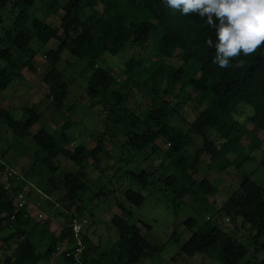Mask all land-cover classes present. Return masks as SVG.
<instances>
[{"label": "trees", "instance_id": "1", "mask_svg": "<svg viewBox=\"0 0 264 264\" xmlns=\"http://www.w3.org/2000/svg\"><path fill=\"white\" fill-rule=\"evenodd\" d=\"M36 1L0 0V9L12 5L10 11L14 15L17 13L9 34L2 39L9 46L0 45V63L5 62V65L0 64V92L7 90L17 78L10 71V66L18 68L19 75L23 74V68L13 63L14 50L26 53L35 41L41 46H46L52 40L58 41L57 49L45 55L48 67L44 71L43 82L49 90L48 99H52L58 108L66 103L69 87L63 82V73L58 65L63 52L69 50L73 57L87 61L86 68L90 71L87 97L91 107L100 103L108 107L102 130L105 138L118 145L117 137L121 136L124 139L121 147H125L132 157L145 153L147 157L158 154L161 151L159 141L169 145L166 156L176 157L172 162L175 171L161 178V182L166 188L165 194L170 191V195H173L172 203L175 206L183 204L184 198L189 195L199 199L202 195L218 193L217 184L206 179L197 182L194 175L204 153L211 155L212 162H216L226 157L233 148L242 151L238 139L244 126L238 120L241 108H250L252 116L249 120L255 124L258 132L264 131V47L253 55L239 57L244 61L242 66H236L237 60H232L228 68H220L212 62L215 49L206 44L208 39L213 42L216 39L215 30L207 25L206 18L197 14L182 15L167 7L163 0H67L62 7L63 16L58 27L52 26L47 19L30 16L29 10ZM100 6H103L101 10ZM57 9L58 6H54L55 13ZM152 38H155L158 60L144 62L140 56L130 58L119 73L124 77L122 82L118 81L113 69L99 66V61L105 55L118 56L129 48L144 47ZM176 52L180 53L183 64L178 68H166L163 61L172 59ZM29 57L23 65L27 66L29 72L36 73L38 68L34 61L38 56L32 52ZM165 80L174 88L179 87V92L169 100L165 96L171 95L173 90L161 88ZM138 85L141 91L146 90L147 97L154 95L150 99L151 110L147 113L137 112L139 107H128ZM191 106L198 114L188 120L187 108ZM22 109L25 115L22 121L16 120L10 111L0 110V121L12 131L16 140L28 137L30 130L41 119L34 106H24ZM180 120L188 122L190 130L202 140V148L191 156L185 155L187 134L177 127ZM69 128L70 123L64 125L59 138L45 129H40L33 136L39 148L37 160L40 166L48 169V177L39 190L32 186L31 190L24 191L22 185L29 182L27 179L22 180L19 186L8 189L5 183L0 182L1 221L6 227L14 229L8 238L1 239L6 244L15 241L17 245L13 256H7L4 261L0 259V264H39L45 257L55 254L59 244H73L70 226L75 217L81 220L85 218L86 201L92 205L113 192L105 186L89 196L91 180L84 168L91 165L105 174L106 169L100 158L104 148L101 141L93 149L84 145L72 148V139L66 133ZM211 131L223 139L220 146L211 139ZM257 144L262 145L259 141ZM59 157H65L79 166L78 173L66 171L62 180H56L58 168L55 160ZM260 165L264 168V157ZM228 166L227 162L221 171ZM5 170V165L0 163V173ZM130 177L143 189L154 184L151 179L153 172L148 169L132 171ZM14 182L11 181V184L14 185ZM37 190L45 197L44 202L55 211L61 207V212L57 213L65 218V226L59 236L47 229L49 223L41 225L34 221L26 206L19 209L15 205L16 192H27L26 196L31 198ZM124 196L138 208L146 201V197L134 189H129ZM119 207L124 215H115L111 220V227L118 234L112 251L101 260L91 257L101 246L94 245L83 231L85 249L79 261L74 257L76 248L64 249L61 255L66 264H138L164 249L165 245H153L143 235L141 228L130 222L126 216L131 217V214L125 205ZM224 208L229 216L240 218L254 230L253 240L257 245L264 237V185L245 177L238 190L224 203ZM93 217L94 213L91 212L90 218ZM213 222L208 220L199 227L181 251L188 257L200 254L222 264H240L250 253L248 247L234 233L226 232L217 222L215 225ZM141 223L150 229L149 225ZM185 225L192 230L197 227V221L191 218ZM5 226L0 223V231ZM39 244H43L45 250H41ZM67 253L71 256L67 257ZM112 257L116 259L115 263Z\"/></svg>", "mask_w": 264, "mask_h": 264}, {"label": "rangeland", "instance_id": "2", "mask_svg": "<svg viewBox=\"0 0 264 264\" xmlns=\"http://www.w3.org/2000/svg\"><path fill=\"white\" fill-rule=\"evenodd\" d=\"M66 2L67 0H38L29 10L30 16L41 20L47 19L52 26L58 27L63 16L62 7ZM54 6H58L56 13L53 10ZM11 8L12 5H8L7 8L0 9V45L2 46H9L3 41V38L9 34V28H11L17 14L14 15L10 11ZM102 8L103 6H100L99 10ZM154 39L152 38L144 47L129 48L118 56L107 54L99 61V66L103 69H113L118 81L122 82L124 77L119 73L124 70L125 63L130 58L140 56L144 62H156L158 60ZM58 45L59 42L55 40H52L46 46H41L35 41L26 53H19L14 50L13 63L23 68V74L19 75V69H13L10 66V71L12 70L11 72L17 78L7 90L0 92V110L10 111L16 120L22 121L25 119L22 109L24 106H34L41 116L40 121L30 130L29 136L19 140H16L12 131L8 130L0 121V163L5 165L6 170L11 169L18 176L29 181L30 185H22L25 188L24 191L31 190L32 186L39 190L40 185L48 177V169L40 166L37 160L36 155L39 148L34 143L33 136L40 129H45L56 138H59L63 132V126L70 123V128L66 130V133L72 139V148L84 145L88 149H93L99 141L102 142L101 145L104 148L100 158L102 166L106 169L105 174L97 171L91 165L84 168L91 180V193L89 196H93L94 193L105 186L113 190L110 196L102 197V200L95 201L92 205H88L86 201L84 207V219L88 222V226H85L83 231L89 235L94 245L101 246L97 253L90 255L91 257L101 260L112 251L111 249L117 243L118 234L111 227V220L115 215H124L119 207L123 204L131 214V217H126L131 223H135L141 228L143 235L153 245H165L163 250L153 253L151 257L142 259L138 264H222L213 258L200 254L188 257L181 251L182 246L192 234L199 227L205 225L208 220L217 222L226 232L234 233L248 247L250 253L240 264H264V237L255 245L253 240L254 230L249 225H245L240 218L229 216L224 208V203L238 190L239 184L245 177H249L258 185H264V168L260 165L264 157V131L258 132L255 129V124L249 120L252 116V110L243 107L239 113L238 120L244 124L242 133L238 134L239 146L242 148L241 152L238 148H233L226 157H222L216 162H212L211 155L208 153H204L200 159L194 179L197 182L206 179L217 184L219 187L218 193L210 196L202 195L199 199L189 195L184 198L183 204L175 206L172 203L173 195H170V191L165 194L166 188L161 182V178L175 171L172 162L176 157L166 156L169 145L159 141L161 151L158 154L148 155L149 157H147V153H145L132 157L125 147H121V144L124 143L121 136L117 137L118 145L111 143L103 136V124L107 116L105 111L108 110V107L101 103L94 108L91 107L90 99L87 97L90 71L86 68V60L73 57L69 50H65L58 68L63 73V82L68 84L69 87L66 103L58 108L52 99L47 98L49 90L43 82L44 71L48 67L45 55L50 50L57 49ZM32 52H36L38 56L34 61L38 68L36 73L29 72L27 66L23 65L25 59L28 60ZM163 62L166 68H178L183 64V59L180 53L176 52L172 59H166ZM0 64L5 65V62L3 61ZM128 84L131 86V82ZM138 86L134 89V96L130 97L128 107L135 109L139 107L137 112L147 113L151 110L152 100L150 99L154 95L147 97L146 90L141 91V86ZM161 88H172L173 93L165 96L167 100L174 98L179 92V87L174 88L166 80ZM187 109L186 119L192 120L198 112L194 111L192 106ZM176 125L187 134L186 156H191L202 148V140L190 130L188 122L180 120ZM210 137L217 146H220L223 142V139L215 131L210 132ZM257 141L262 145L258 146ZM4 151H7V153L4 154ZM227 162L229 166L225 171H221V168ZM55 164L58 168L55 175L56 180H62L66 171L73 174H77L79 171V166L65 157L56 159ZM140 169H148L153 172L151 179L154 180V184L148 189H143L138 182L130 177L132 171L138 172ZM6 170L0 173V182L6 183ZM26 174H28V177ZM19 183L15 181L13 185L10 181L12 188L19 186ZM129 189L140 191L146 197L142 207H135L126 200L124 195ZM38 190L36 195L31 198L26 196L27 192L18 191L14 194V202L17 204L20 200H24L30 217L41 225L49 223L47 229L59 236L65 226V218L57 213L61 212V207L59 206L58 211H55L44 202L46 201L45 197ZM91 212L94 213L93 219L90 218ZM1 218L0 216V223L5 226ZM191 218L197 221V227L192 230L185 225V222ZM141 222L149 225L150 229L144 227ZM215 222H213L214 225ZM12 232H14V229L6 226L5 229L0 231L1 261H4L7 256H13L16 252L17 245L15 241L6 244L1 239L8 238ZM39 245L41 250H45L43 244ZM73 246L74 244H59L58 251L49 257H45L39 264H66L61 253L64 249H71ZM113 260L115 263L116 259L113 258Z\"/></svg>", "mask_w": 264, "mask_h": 264}, {"label": "clouds", "instance_id": "3", "mask_svg": "<svg viewBox=\"0 0 264 264\" xmlns=\"http://www.w3.org/2000/svg\"><path fill=\"white\" fill-rule=\"evenodd\" d=\"M163 3L182 15L197 14L206 18L215 30L213 63L228 68L232 60L242 66L241 56H250L264 47V0H163Z\"/></svg>", "mask_w": 264, "mask_h": 264}, {"label": "built area", "instance_id": "4", "mask_svg": "<svg viewBox=\"0 0 264 264\" xmlns=\"http://www.w3.org/2000/svg\"><path fill=\"white\" fill-rule=\"evenodd\" d=\"M5 178H6V189L11 187L10 181H17V182H21L22 180H25L24 178H22L21 176H18L14 171H12L11 169H7L6 173H5ZM26 185H30V183L26 182ZM19 209L24 208L25 207V201L24 200H20L17 204H15ZM87 221L86 219L81 220L78 217H75L74 220L71 223V229L73 231V237H74V241H73V248H76V252L74 253V257L77 259V261H79V256L82 254V252L85 249L84 243H83V239H82V233L84 230V227L87 225ZM72 249V248H71ZM71 254L67 253V257H70Z\"/></svg>", "mask_w": 264, "mask_h": 264}]
</instances>
